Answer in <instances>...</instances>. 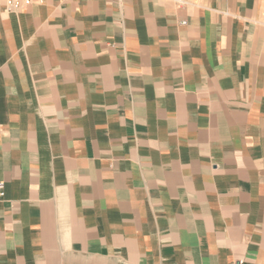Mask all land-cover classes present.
Returning <instances> with one entry per match:
<instances>
[{
    "label": "crops",
    "instance_id": "1",
    "mask_svg": "<svg viewBox=\"0 0 264 264\" xmlns=\"http://www.w3.org/2000/svg\"><path fill=\"white\" fill-rule=\"evenodd\" d=\"M0 264H264V0H0Z\"/></svg>",
    "mask_w": 264,
    "mask_h": 264
},
{
    "label": "built area",
    "instance_id": "2",
    "mask_svg": "<svg viewBox=\"0 0 264 264\" xmlns=\"http://www.w3.org/2000/svg\"><path fill=\"white\" fill-rule=\"evenodd\" d=\"M40 0H3L4 8L7 12L17 11L21 8L30 6ZM3 197L2 184L0 183V199Z\"/></svg>",
    "mask_w": 264,
    "mask_h": 264
}]
</instances>
